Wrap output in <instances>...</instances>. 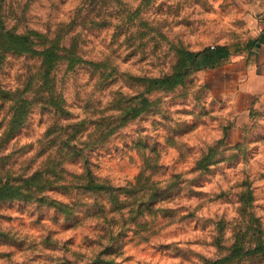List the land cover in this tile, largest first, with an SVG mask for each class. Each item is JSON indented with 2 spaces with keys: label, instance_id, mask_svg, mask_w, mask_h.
<instances>
[{
  "label": "rangeland",
  "instance_id": "374dc122",
  "mask_svg": "<svg viewBox=\"0 0 264 264\" xmlns=\"http://www.w3.org/2000/svg\"><path fill=\"white\" fill-rule=\"evenodd\" d=\"M82 17L102 25L85 46L87 57L110 44L114 65L126 73L159 76L184 50L196 54L198 71L171 91L153 93L154 105L93 158L114 188H146L157 204L137 214L126 208L123 217L114 211L108 231L99 232L102 219L68 220L70 209L57 205L68 200L48 192L49 181L62 177L65 113L94 129L99 113L111 108L109 87L99 91L86 70L63 68L56 79L59 105H33L13 132L6 106L0 107V137L8 135L0 139V177L37 173L39 183L21 184V196L0 204V261L205 264L227 256L223 248L235 241L254 247L264 240V0H0V19L20 32L65 34ZM134 39L143 54L139 63L126 59ZM218 45L232 56L203 69L204 50ZM0 58V79L8 86L36 67L28 57ZM123 79L117 83L128 86L129 77ZM141 169L147 179L138 184ZM224 264L264 262L244 252Z\"/></svg>",
  "mask_w": 264,
  "mask_h": 264
},
{
  "label": "trees",
  "instance_id": "16d2710c",
  "mask_svg": "<svg viewBox=\"0 0 264 264\" xmlns=\"http://www.w3.org/2000/svg\"><path fill=\"white\" fill-rule=\"evenodd\" d=\"M72 25V23L69 24L67 33L58 35L34 30L20 32L15 28H7L5 21L0 19V57L4 53L6 56L28 57L36 63V67L29 73L24 69V72L18 75L16 85H5L0 79V107L6 106L8 126L13 132L26 124L32 113L33 105H40L44 108L59 105V100L62 102L63 100L62 93L57 89L56 79L63 68L72 73L77 70H86L91 74L90 78L96 81L99 91L109 87L111 108L99 113L96 120L91 123L94 129L86 127V120L76 122V117L65 113L66 117L63 122L65 129L69 132L59 136L63 144L60 172L62 177L59 178L58 183L49 181L50 189H48V192H58L68 200V203L57 204L70 209L67 215L68 220L80 221L81 216L91 220L102 219L105 225L99 229V232H107L105 227L109 216L114 211H118L123 217L122 210L126 208H131L130 212L137 214L145 209L154 208L157 202L153 201L154 193L150 194L143 187L133 188L129 184L131 189L114 188L108 179L98 173L99 165L93 158L100 155L102 150L109 148L116 137L121 134L120 131L130 122L138 119L146 107L149 109L154 105V101L151 100L153 93L158 90L171 91L183 85L192 73L198 71L194 66L196 54L184 50V57L175 61L172 59L170 71L163 72L159 76L126 73L118 68L119 65H116L117 67L114 65L110 44L108 49L105 48L100 55L87 57L85 46L95 32L94 28H102L100 23L82 17L77 27L72 29ZM137 41L135 39L131 41L129 47L134 48L126 59H133L139 63L143 60V54L136 47ZM231 56L232 52L227 46L218 45L206 49L204 50L203 69L215 68ZM0 63H2L1 58ZM127 76L129 77L128 86L117 83L119 80L125 81L123 78ZM113 84L117 87H112ZM30 85L32 87L28 89ZM4 138H8V135L4 134L0 137V139ZM88 146L92 148L88 149ZM145 174L146 170L141 169L136 179L138 184L146 181L147 178L143 180ZM23 178L4 179L0 177V204L21 196L20 185L25 182H30L32 186L36 183L39 185L36 181L37 173ZM129 192H131L130 195ZM164 201L161 199L158 202ZM255 244L254 247L253 245L246 246L235 241L229 248H223L227 250V256L206 261L205 264H224L225 261L235 259L244 252L245 255L259 259V262L263 263L264 240L259 239ZM102 262L103 264H114V261L109 259Z\"/></svg>",
  "mask_w": 264,
  "mask_h": 264
},
{
  "label": "clouds",
  "instance_id": "9594fccd",
  "mask_svg": "<svg viewBox=\"0 0 264 264\" xmlns=\"http://www.w3.org/2000/svg\"><path fill=\"white\" fill-rule=\"evenodd\" d=\"M253 23H255V21ZM251 27H252V25H249V28H251ZM253 35L255 36V35H257V33L256 32H253ZM253 71H255L254 68H253ZM214 135L216 136L217 139L220 138V134L219 133H216ZM0 264H4V261H0Z\"/></svg>",
  "mask_w": 264,
  "mask_h": 264
}]
</instances>
